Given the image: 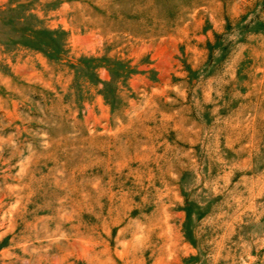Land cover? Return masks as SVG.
Wrapping results in <instances>:
<instances>
[{"label": "rangeland", "instance_id": "374dc122", "mask_svg": "<svg viewBox=\"0 0 264 264\" xmlns=\"http://www.w3.org/2000/svg\"><path fill=\"white\" fill-rule=\"evenodd\" d=\"M0 264H264V0H0Z\"/></svg>", "mask_w": 264, "mask_h": 264}]
</instances>
